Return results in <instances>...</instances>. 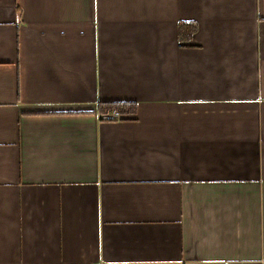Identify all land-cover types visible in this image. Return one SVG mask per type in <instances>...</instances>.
<instances>
[{
    "label": "crops",
    "instance_id": "0c3cea01",
    "mask_svg": "<svg viewBox=\"0 0 264 264\" xmlns=\"http://www.w3.org/2000/svg\"><path fill=\"white\" fill-rule=\"evenodd\" d=\"M0 264H264V0H0Z\"/></svg>",
    "mask_w": 264,
    "mask_h": 264
},
{
    "label": "trees",
    "instance_id": "16d2710c",
    "mask_svg": "<svg viewBox=\"0 0 264 264\" xmlns=\"http://www.w3.org/2000/svg\"><path fill=\"white\" fill-rule=\"evenodd\" d=\"M194 30L193 21H178V38L185 40ZM135 103L130 101H109L106 102L102 107L98 109L101 111H108L115 109L121 116L132 114L135 111Z\"/></svg>",
    "mask_w": 264,
    "mask_h": 264
},
{
    "label": "built area",
    "instance_id": "2783aa9c",
    "mask_svg": "<svg viewBox=\"0 0 264 264\" xmlns=\"http://www.w3.org/2000/svg\"><path fill=\"white\" fill-rule=\"evenodd\" d=\"M100 116L103 119H109V118H119L121 115L115 109H112L102 112Z\"/></svg>",
    "mask_w": 264,
    "mask_h": 264
}]
</instances>
